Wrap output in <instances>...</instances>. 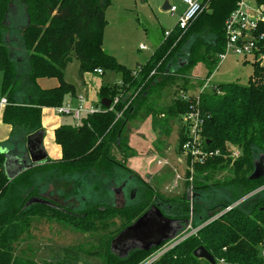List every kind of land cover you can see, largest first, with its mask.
<instances>
[{
  "label": "trees",
  "instance_id": "1",
  "mask_svg": "<svg viewBox=\"0 0 264 264\" xmlns=\"http://www.w3.org/2000/svg\"><path fill=\"white\" fill-rule=\"evenodd\" d=\"M239 1L203 0L202 13L189 27L184 31L175 27L168 38L164 37L150 60L134 71L104 49L106 10L110 0H106L105 6H102V0H23L20 8L14 0H0L1 93L7 100L4 110H0V117L4 124L12 127L5 147L21 143L26 146L29 136L44 132V108L63 106L68 99L76 97L75 87L64 79L66 67L73 57L79 62L80 72L96 74L100 70L103 76L106 73L121 76V84L101 87L98 105L101 112L86 115L78 127L65 125L55 130V142L62 151L60 159H47L10 181L4 168L7 153L0 152V264H58L36 263L24 256H15L14 246L24 236L30 237V229L43 216L57 218L82 233H96L119 220V230L96 254L105 264H141L157 249L150 252L135 250L122 259L112 253L111 243L157 202L170 211L168 214H171L166 215L183 224L189 223L191 228L193 221L198 222L195 225L198 228L211 218H218L152 264H209L194 256L201 246L213 255L217 264H221L220 261L222 264H264V212L261 211L264 209V191L225 212L264 187V177L250 181L257 158L264 156L262 61L252 63L253 72L245 86L236 83L216 86L211 93L190 96L187 100L173 98L167 107H159L154 97L170 81L169 74L176 72V65L182 66V72L202 64L209 76L213 74L225 52L226 22ZM254 1L259 6L264 5V0ZM259 29L264 33V23ZM191 40V46L185 52ZM182 57L186 58L184 65L180 61ZM40 80H57L58 86L43 89L38 83ZM103 100L111 101V109L102 106ZM115 100L118 102L114 104ZM195 113L202 122L205 149L219 151L220 155L197 166L194 180L199 177L208 180L209 173L226 172L230 178L218 183V187L230 189L234 196L233 201L209 209H199L198 198L199 192L209 188L207 185H197L199 182L195 180L193 194L196 198H193L188 195L191 185L186 182L189 189L182 198L165 199L129 168V161L136 156L128 138L130 123L152 117L153 125L159 130L156 143L165 145L173 131L172 122ZM188 133V127L180 129V151ZM229 145L240 152L237 160L232 159ZM120 174L140 184L141 200L137 204L118 208L90 203L83 211L43 205L25 208L28 200L43 195L42 190L55 178L95 176L109 180ZM189 178L188 172L186 179ZM189 232L185 230L181 235Z\"/></svg>",
  "mask_w": 264,
  "mask_h": 264
},
{
  "label": "rangeland",
  "instance_id": "2",
  "mask_svg": "<svg viewBox=\"0 0 264 264\" xmlns=\"http://www.w3.org/2000/svg\"><path fill=\"white\" fill-rule=\"evenodd\" d=\"M167 1L171 5H179L175 0H110L106 10L107 24L104 34V49L106 53L116 58L119 63L130 70L135 71L140 66L145 65L163 42L164 31H171L177 25L178 16L171 17L167 11L163 10ZM246 1L252 7L256 5L254 0ZM14 2L18 8L23 6V0H14ZM18 11L20 13V10ZM192 41L185 47V52L189 50ZM142 46H145L146 49H142ZM262 55L259 54L255 58L249 57L245 60L230 53L223 61L220 60L219 66L210 76L202 64H198L190 70L185 69L182 72L180 71L182 66L176 65V72L169 74L171 77L170 81L164 87H161L158 94H155L154 97L158 100L159 107H167L171 104L173 98L182 95H187L188 97L200 95L204 92L202 88L207 83L208 86L205 93H211L214 87L220 85L236 83L245 86L248 84L253 72L252 63L256 60L262 61L264 65V56ZM180 61L184 65L186 58L182 57ZM1 78L2 75L0 73V101L2 100ZM64 79L75 87L76 93L78 92L85 98L86 104L84 108L88 109L91 106H97L98 108L101 87L109 84H119L121 76L116 73H106L103 76L80 72L79 62L73 57V60L66 67ZM55 82L57 83L56 80L53 83ZM44 117L45 120L50 118L52 123L58 121L61 124L66 121L67 124L75 125L70 117L58 115L54 108L47 110ZM0 124L8 127L3 122H0ZM172 125V134L165 145H157L156 143L159 130L153 125L152 117L143 122L134 121L128 126L130 146L136 152V156L133 158L135 160L132 159L133 161H130L129 168L143 181H146L157 193L164 196L165 199H172L176 196L177 198H182L189 189L185 184L188 169L185 165L186 163L182 164L180 162V160H184V157L179 149L180 129L183 127L185 129L189 128V121L185 118L174 120ZM51 135L52 133L48 135L47 139L51 140V155L55 156L57 154L55 149L58 147L55 140L51 139ZM6 140L0 143L1 147H5L10 138ZM6 147L10 150L7 155L21 159L27 158V149L23 143L20 145L9 144ZM232 148L233 146L229 145L228 151H232ZM129 178L124 174H120L116 178L112 176L109 180H102L101 177L95 176H73L64 180L55 178L46 185L47 187L42 190L44 192L42 194L57 203H65L68 207H74V210H86V205L90 203L100 207H106L105 204L118 207L122 204L118 203L114 190L122 186L125 181H129ZM207 178L208 180L203 177L195 179L199 182L197 185L205 184L209 187L198 193L200 195L198 197L199 209H209L234 200L230 189L218 187V183H223L230 178L228 173H209ZM175 182L178 183L179 187L170 189ZM109 183H111L110 186H108ZM127 183L123 193L124 198H121V201L125 206L129 207L141 200L139 191L141 187L134 179ZM111 187H113L112 191L110 190ZM261 190H264L263 186L253 192L254 194L248 195L233 206L239 205L240 202H246ZM132 194L134 199H132ZM165 212L168 213L170 211L165 209ZM214 219L215 217L211 218L208 223ZM197 224V221H193V227L188 229L190 232L187 235H183L175 242L167 243L163 247L152 251L144 258L141 264L154 263L186 238L195 235L204 226L195 228ZM120 225V221L116 220L115 225L111 224L96 233H82L73 230L57 218L43 216L38 218L34 227L30 229V237L24 236L20 243L14 246L15 256H24L36 263L105 264L104 260L97 256L96 251L104 249V243L108 238L115 235ZM98 240L101 243H98ZM220 263L222 264L223 262L220 261Z\"/></svg>",
  "mask_w": 264,
  "mask_h": 264
},
{
  "label": "built area",
  "instance_id": "3",
  "mask_svg": "<svg viewBox=\"0 0 264 264\" xmlns=\"http://www.w3.org/2000/svg\"><path fill=\"white\" fill-rule=\"evenodd\" d=\"M179 5H183L184 10L180 11V7L177 4L171 5L167 10L171 17L178 16V22L176 27L178 30H186L189 25L202 13L204 7L202 5L203 0H175ZM256 3V2H255ZM264 23V5L259 6L257 3L254 7L250 5L246 0H240L238 7L230 15L225 25V38L226 46L225 52L220 56V60L223 61L230 53L235 56L244 58L257 57L259 54L264 53V33L260 32V25ZM173 30H166L164 37L168 38L172 34ZM142 49H146L142 46ZM264 56V55H262ZM96 74L102 75V71H96ZM208 83L203 86L202 91L205 92ZM202 92V93H204ZM201 93V94H202ZM199 96V95H197ZM190 97V96H189ZM187 95L179 96L184 100L189 99ZM177 98V97H176ZM78 104L66 103L63 106L54 108L56 113L61 116L70 117L75 126H79L82 119L86 115H92L101 112V109L91 106L85 109L86 100L83 96L77 98ZM118 100H115L114 104ZM7 105V100L2 99L0 107ZM189 121V133L188 139L183 144L181 153L184 160H180L182 164H185L190 173V178L185 179V182L190 183L191 189L194 183V174L197 166L204 165L208 160L218 157L219 151H208L205 149V143L201 136L202 122L199 118V114H191L185 118ZM232 159L237 160L240 157V152L232 148ZM179 179H181L179 177ZM179 185L177 182L173 183L170 189H176ZM238 206V204L236 205ZM235 206V207H236ZM234 206L226 209L225 212L231 211ZM218 217H215L217 219ZM191 226H189V229ZM183 235H180L181 237ZM178 237V238H179ZM187 237V236H186ZM185 237V238H186ZM177 238V239H178ZM176 239V240H177ZM175 240V241H176ZM173 241V242H175ZM172 243V242H171Z\"/></svg>",
  "mask_w": 264,
  "mask_h": 264
},
{
  "label": "water",
  "instance_id": "4",
  "mask_svg": "<svg viewBox=\"0 0 264 264\" xmlns=\"http://www.w3.org/2000/svg\"><path fill=\"white\" fill-rule=\"evenodd\" d=\"M106 0H102L105 6ZM170 8L169 2H165L164 11ZM102 106L107 110L111 109V101H102ZM44 132L29 136L27 140V158L6 156L4 164L5 173L11 181L24 171L33 166L41 165L48 159V154L43 146ZM264 177V156L255 162V170L250 177V181H258ZM126 183L116 188L114 193L123 194ZM191 190L188 191L190 196ZM134 199V195L132 196ZM33 205H43L53 209H60L46 195L32 197L28 200L26 207ZM264 212V209H261ZM189 229V223L183 224L181 221L170 219L163 215L158 206H153L142 215L134 224L122 231L111 243V251L119 258L125 259L135 250L150 252L158 249L164 244L175 241L185 230ZM194 256L197 259L205 260L209 264H217L213 255L203 246L195 250Z\"/></svg>",
  "mask_w": 264,
  "mask_h": 264
},
{
  "label": "crops",
  "instance_id": "5",
  "mask_svg": "<svg viewBox=\"0 0 264 264\" xmlns=\"http://www.w3.org/2000/svg\"><path fill=\"white\" fill-rule=\"evenodd\" d=\"M180 7V11H182V10H184V6L183 5H181V6H179ZM55 80H40L38 83H39V85H40V87L41 88H43V89H52V88H55V87H57L58 86V81H57V83L55 82V83H53ZM119 84H121V79H120V81H119ZM78 97H81V95L80 94H78V92H77V94H76V97L75 98H73V99H68L67 100V102L68 103H72L73 105H77L78 104V101H77V98ZM3 99V98H2ZM1 102V101H0ZM5 107V106H4ZM4 107H1V112L4 110ZM94 107H97V106H94ZM50 108H44L43 109V113H42V125H43V129H44V140H43V146H44V148H45V150H46V152H47V154H48V159H50V160H53V161H56V160H58V159H60L61 158V156H62V151H61V148L57 145V149H55V150H57V154H55V156H52L51 155V150H52V143H51V140L49 141L48 139H47V137H48V135L50 134V133H52V135H51V139H53V140H55V136H54V134H55V130L56 129H58L59 127H61V126H67V125H72L71 123L70 124H67V122L66 121H64L63 123H61L60 124V122H54V123H52L51 122V120H50V118H47V120H45V113L47 112V110H49ZM1 119H0V122L2 123V117H0ZM67 118H69V117H67ZM4 124V123H3ZM1 126H0V143H2V142H4L6 139H9L11 136H10V134H11V129H12V127L11 126H9L8 125V127H5V126H3L2 124H0ZM4 125H6V124H4ZM10 127V128H9ZM7 137H9V138H7ZM7 141V140H6ZM27 149V148H26ZM0 152H2V153H10V150H9V148H7V147H1L0 146ZM49 156H50V158H49ZM133 159V158H132ZM130 160L131 162L133 161V160H135V159H133V160ZM130 161H129V163H130ZM130 167H131V165H130ZM132 170V169H131ZM143 180V179H142ZM146 182V181H145Z\"/></svg>",
  "mask_w": 264,
  "mask_h": 264
},
{
  "label": "flooded vegetation",
  "instance_id": "6",
  "mask_svg": "<svg viewBox=\"0 0 264 264\" xmlns=\"http://www.w3.org/2000/svg\"><path fill=\"white\" fill-rule=\"evenodd\" d=\"M126 183H127V182H126ZM124 184H125V183H124ZM127 184H128V183H127ZM127 184H126V186H127ZM126 186H125L124 189H123V193L125 192ZM120 187H121V186H120ZM193 187H194V186H193ZM190 190H191V193H192V195H190V196H192L193 198H196V194H193V188L191 189V187H190ZM263 191H264V190H263ZM260 192H262V190L259 191V192H257V193H260ZM116 196H117V198H118V203L122 204V205L118 206V208H119V207H123V208H124L125 205H124V204L122 203V201H121V198H124L123 194H121V193H117ZM131 196H133V194H132ZM48 198H49L52 202H54L57 206H62V207H65V208L68 207V206H66L65 203H64V204H63V203L60 204V203H57V202L53 201L50 197H48ZM153 206H158V207L160 208L161 212L163 213V215L166 216V217H168V218H170L168 215H166V214H168V213L165 212V210H164L162 204H160V203L157 202L156 205H153ZM153 206H152V207H153ZM152 207H151V208H152ZM68 208H70V207H68ZM151 208H150V209H151ZM73 209H74V208H73ZM73 209L71 208V210H73ZM150 209H149V210H150ZM162 210H163L164 212H163ZM145 213H146V212H145ZM145 213H144V214H145ZM144 214H143V215H144ZM170 219H174V218H170ZM174 220H177V219H174ZM178 221H180V220H178Z\"/></svg>",
  "mask_w": 264,
  "mask_h": 264
}]
</instances>
